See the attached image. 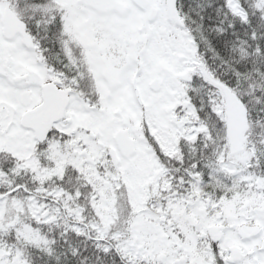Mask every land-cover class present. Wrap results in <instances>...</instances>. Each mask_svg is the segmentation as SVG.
Segmentation results:
<instances>
[{
    "label": "snow or ice",
    "instance_id": "obj_1",
    "mask_svg": "<svg viewBox=\"0 0 264 264\" xmlns=\"http://www.w3.org/2000/svg\"><path fill=\"white\" fill-rule=\"evenodd\" d=\"M0 264H264V0H0Z\"/></svg>",
    "mask_w": 264,
    "mask_h": 264
}]
</instances>
